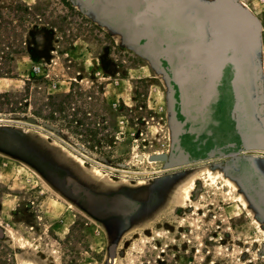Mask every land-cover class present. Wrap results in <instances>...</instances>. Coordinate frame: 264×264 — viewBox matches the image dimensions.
Listing matches in <instances>:
<instances>
[{"label":"rangeland","instance_id":"rangeland-1","mask_svg":"<svg viewBox=\"0 0 264 264\" xmlns=\"http://www.w3.org/2000/svg\"><path fill=\"white\" fill-rule=\"evenodd\" d=\"M209 1L0 0V264H264V0H240L263 38L262 69L237 63L247 150L212 57L256 28Z\"/></svg>","mask_w":264,"mask_h":264},{"label":"bare ground","instance_id":"bare-ground-1","mask_svg":"<svg viewBox=\"0 0 264 264\" xmlns=\"http://www.w3.org/2000/svg\"><path fill=\"white\" fill-rule=\"evenodd\" d=\"M218 1L219 0H211V1H209V2H211L210 3V6L211 7H216V5H217V3H218ZM233 3H234V5L241 11V13H240V15H241V19L243 20V22H244V30H243V35L245 36V34H246V37H247V35L248 34H250V32H251V24L252 25H254V27L256 28V32H257V44H256V46H250L247 50L245 49H243V45H242V43H241V41L239 42V43H237V46L235 45V47H236V50H238V52H237V54H238V61L236 60V58L235 59H232V57H230V58H227V60L229 61H232V64L234 65V67H235V69L239 72V70H238V64H239V62L241 61V62H244L245 64H247V67L249 68V70H251V71H254V70H256V69H258V70H260V69H262V67H263V62H262V59L261 58H263V57H261V56H259L258 54H257V50L258 49H260V47H261V45L263 44V38H262V23H261V21H260V19L257 17V16H255L254 14H253V12L250 10V8L246 5V4H244V3H242V2H240V0H231ZM111 3V2H110ZM110 5H114V3H111ZM232 5L230 4V3H225V5H224V7H228V9L230 10V11H232V14L234 13L235 14V16H233L232 14H231V12L230 13H228V15H227V17L229 18L227 21H226V25L227 26H229L230 28H232V29H236L234 26H233V24H234V21L236 20V18H238L239 19V17H237L238 16V14H237V12L231 7ZM196 15V10H193L192 12H189V14L186 16V19H192L194 16ZM232 15V16H231ZM223 16H225V15H223ZM237 23H238V21H237ZM208 26L209 27H212L213 26V23H211L210 21H209V24H208ZM224 28V27H223ZM236 32H237V29H236ZM238 34H239V32H238ZM241 40V39H240ZM218 41V40H217ZM203 44H205V43H203ZM219 45H221L220 43H218ZM224 49H226L225 47H224ZM223 49V53H224V50ZM211 55H213L212 53H211ZM209 56H210V54H209ZM223 61V63H221ZM216 62H217V65H219L220 64V66L222 65H224L225 64V60H224V58L222 59V60H220L218 57H217V55H213V57H212V63H214L215 65H216ZM238 63V64H237ZM222 66H221V68H222ZM217 70V69H216ZM185 71H184V69L182 70V69H180L179 70V72L178 73H180V75H181V77L184 75L185 76V78H186V75H185V73H184ZM221 73V72H220ZM263 73H264V71H263ZM184 78V79H185ZM181 80L182 81H184L183 80V78H181ZM220 81V79L217 81V85H218V82ZM217 85H216V87H217ZM182 101V100H181ZM243 133V132H242ZM159 155H161V154H159ZM77 157V156H76ZM79 158V157H78ZM255 158H257V157H253L252 159H254L253 160V165L256 167V168H258L259 170L261 169L262 170V168L260 167V164H259V162H257L256 160H255ZM75 161L77 162V163H80V160L79 159H75ZM82 162H83V160H82ZM81 162V163H82ZM154 162H157V161H154ZM99 169V168H98ZM98 169H94L92 172L95 174V175H100L101 174V172L98 170ZM262 173V172H261ZM223 174H224V169H222V170H219V171H217L216 173H213V172H211V171H208L207 173H206V178L209 180V181H211V182H214L215 180H217V179H219V178H222V179H224L225 180V182H226V184L227 185H232V183L231 182H229L227 179H225V178H223L224 176H223ZM194 186H195V181L194 180H192L188 185H186V186H184L182 189H181V194H182V197L183 198H185V199H188L189 198V196H190V193H191V191L193 190V188H194Z\"/></svg>","mask_w":264,"mask_h":264},{"label":"water","instance_id":"water-1","mask_svg":"<svg viewBox=\"0 0 264 264\" xmlns=\"http://www.w3.org/2000/svg\"><path fill=\"white\" fill-rule=\"evenodd\" d=\"M112 1L116 2L118 4H121V3H123V2H125L127 0H112ZM229 11L230 10L228 9L227 14H226V18H228L227 17L228 13L231 12V14H232V11H230V12ZM232 15L235 16L234 13ZM236 20L238 21L237 18H236ZM141 24L144 25L145 27L147 26L146 21H143L141 19H135L131 23H126L125 27H126V29H132L133 37L135 39H137V37H138L137 33H139V31L136 30V28H137V25H141ZM151 34H154V33H151ZM151 34H150V36L149 35H145L146 37H144V38H149V39H147L148 41H147L146 45H144V47H148V45H150V40L153 38V35H151ZM157 42L161 46L162 50L164 51V55H162L160 57V59H162L165 62L169 63V55H168L169 47L167 48V43H165V42L163 43V42H161L158 39H157ZM234 48H235V46H230V47L225 49V53H226V57L227 58L232 57V59H233V57H235L236 54H234V52H235ZM227 58L225 60V64L221 68L220 81L218 82L217 87L220 85L221 80L223 78L224 69L226 68V66H230L232 68V76H231V79L229 80V87H230V90H231V93H232V97H233V103H232V106H231V117H232V120L234 121V129L236 131L237 136L239 137L240 145L242 146L243 149L247 150V149H249V145L247 143V139H246L245 135L241 132V129L239 128V125H238L239 124L238 123V108H239V103L240 102H239V96H238V92H237V89H236V85H237V80H238L239 74H238V71L235 69L234 65L232 64V61H230V60L228 61ZM165 73L167 75H169L168 72H166V70H165ZM172 80H174L176 82L175 79L172 78ZM217 87H215V88H217ZM216 94L217 95L214 98L215 100H216V98H218V92ZM28 122L32 124V123H34V120L33 119H28ZM259 141L261 142V140H259ZM235 147H236V145L234 143H229V144H227V145H225L223 147L215 148L212 152H210L209 155L210 156L214 155V153L222 151L224 149H234ZM179 153L181 155H184V152L182 150L179 151ZM149 161L163 162L165 164L164 165L165 168H167V169H170V168H172L174 166V162L173 161H167V156L165 154L152 155V156L149 157ZM250 166H251L252 170H254V172H256V174H258V172L252 167V165H250ZM258 178L262 182V184L264 185V180L259 176V174H258Z\"/></svg>","mask_w":264,"mask_h":264},{"label":"crops","instance_id":"crops-1","mask_svg":"<svg viewBox=\"0 0 264 264\" xmlns=\"http://www.w3.org/2000/svg\"><path fill=\"white\" fill-rule=\"evenodd\" d=\"M263 167V166H262ZM264 169V168H263ZM259 176L264 180V175H262V173H258Z\"/></svg>","mask_w":264,"mask_h":264},{"label":"flooded vegetation","instance_id":"flooded-vegetation-1","mask_svg":"<svg viewBox=\"0 0 264 264\" xmlns=\"http://www.w3.org/2000/svg\"><path fill=\"white\" fill-rule=\"evenodd\" d=\"M218 125H220V122H218Z\"/></svg>","mask_w":264,"mask_h":264}]
</instances>
